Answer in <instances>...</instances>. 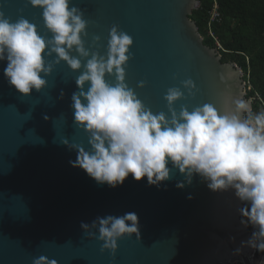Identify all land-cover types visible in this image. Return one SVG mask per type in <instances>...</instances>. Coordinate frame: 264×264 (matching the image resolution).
Wrapping results in <instances>:
<instances>
[{
  "label": "water",
  "instance_id": "water-1",
  "mask_svg": "<svg viewBox=\"0 0 264 264\" xmlns=\"http://www.w3.org/2000/svg\"><path fill=\"white\" fill-rule=\"evenodd\" d=\"M198 4L70 0L69 7L83 12L85 47L100 55L106 53L113 25L131 36L125 82L155 114L167 113V89L180 87L185 92L181 81L186 79L194 82L195 94L189 97L185 92L174 104L177 111L181 105L189 111L205 103L219 107L222 93H243L248 99L240 68L222 62L190 19ZM0 11L13 22L23 16L39 34H46L42 10L26 0H0ZM93 36L100 38L95 45ZM5 67L6 62H0V264H32L40 256L57 264H252L257 251H234L252 230L240 224L242 204L231 190L213 192L196 175L178 189L175 185L184 177L175 169L159 188L148 185L146 177L135 181L131 175L115 188L98 184L70 166L77 153L61 143L67 139L87 148V137L73 123L71 108L79 71L61 62L45 77L47 84L40 92L33 89L21 96L4 77ZM141 81L143 88L137 87ZM128 212L138 216L140 240L118 239L114 254L101 252L102 242L89 239L80 228L81 222L91 223L97 216ZM263 257L259 253V259Z\"/></svg>",
  "mask_w": 264,
  "mask_h": 264
},
{
  "label": "clouds",
  "instance_id": "clouds-1",
  "mask_svg": "<svg viewBox=\"0 0 264 264\" xmlns=\"http://www.w3.org/2000/svg\"><path fill=\"white\" fill-rule=\"evenodd\" d=\"M26 3L42 10L46 34H39L36 25L23 16L13 22L0 11V62H6L3 75L16 92L29 96L33 89L40 92L46 86L45 77L55 65L64 62L70 70L79 71L71 108L73 123L87 137V148L61 141L77 153L70 166L111 188L122 185L129 175L135 181L146 177L148 185L159 188L175 169L184 177L177 181L178 189L191 184L196 175L213 192L231 190L242 204L240 224L252 228L249 238L234 251L249 248L264 253V108L254 111L243 93H222L219 107L205 103L189 111L181 105L177 111L174 104L185 98V92L189 97L195 94L194 82L186 79L181 81L185 92L180 87L167 89L163 97L167 113L154 114L125 82L131 36L113 25L106 53L100 55L91 46L85 47L82 36L87 35V21L81 9L69 7L70 0ZM99 39L93 36L92 44ZM106 76L114 79L109 81ZM144 86L143 81L137 84ZM63 96L61 91L60 98ZM80 228L89 239L102 242L101 252L114 254L117 240L124 236L140 240L135 212L97 216L91 223L81 222ZM32 264L57 261L40 256Z\"/></svg>",
  "mask_w": 264,
  "mask_h": 264
},
{
  "label": "trees",
  "instance_id": "trees-1",
  "mask_svg": "<svg viewBox=\"0 0 264 264\" xmlns=\"http://www.w3.org/2000/svg\"><path fill=\"white\" fill-rule=\"evenodd\" d=\"M198 2L190 19L203 43L216 49L222 62L240 68L245 96L252 98V107L258 111L264 104V0H216L220 19L211 23V31L217 43L207 33L214 0Z\"/></svg>",
  "mask_w": 264,
  "mask_h": 264
},
{
  "label": "built area",
  "instance_id": "built-area-1",
  "mask_svg": "<svg viewBox=\"0 0 264 264\" xmlns=\"http://www.w3.org/2000/svg\"><path fill=\"white\" fill-rule=\"evenodd\" d=\"M218 6H217V3H216V0H214L213 2V7L210 11V16H209V21L207 22V33L216 41V38L214 37L212 31H211V23L215 20H219L220 19V15H219V12L217 10ZM217 43V41H216ZM219 46V45H218ZM220 47V46H219ZM249 88V87H248ZM261 108H264V104L261 105L260 109ZM259 109V110H260ZM230 264H235V262H232Z\"/></svg>",
  "mask_w": 264,
  "mask_h": 264
},
{
  "label": "crops",
  "instance_id": "crops-1",
  "mask_svg": "<svg viewBox=\"0 0 264 264\" xmlns=\"http://www.w3.org/2000/svg\"><path fill=\"white\" fill-rule=\"evenodd\" d=\"M254 258H255V256H253V258H252V260H253L252 263L254 262V264H255L256 262L254 261V260H255ZM263 261H264V257H263L262 259H258V260H257V263H259V262H263ZM257 263H256V264H257Z\"/></svg>",
  "mask_w": 264,
  "mask_h": 264
},
{
  "label": "rangeland",
  "instance_id": "rangeland-1",
  "mask_svg": "<svg viewBox=\"0 0 264 264\" xmlns=\"http://www.w3.org/2000/svg\"><path fill=\"white\" fill-rule=\"evenodd\" d=\"M246 91V90H245ZM251 101H252V98H249ZM249 228V227H248ZM255 260V262L257 263V260L259 259V254H255V258H254ZM252 261V260H251ZM255 263V264H256ZM254 264V263H253ZM258 264V263H257Z\"/></svg>",
  "mask_w": 264,
  "mask_h": 264
},
{
  "label": "bare ground",
  "instance_id": "bare-ground-1",
  "mask_svg": "<svg viewBox=\"0 0 264 264\" xmlns=\"http://www.w3.org/2000/svg\"><path fill=\"white\" fill-rule=\"evenodd\" d=\"M252 261H253V260H252ZM253 263H254V262H253ZM253 263H252V264H253ZM258 264H264V261H263V262H259Z\"/></svg>",
  "mask_w": 264,
  "mask_h": 264
},
{
  "label": "flooded vegetation",
  "instance_id": "flooded-vegetation-1",
  "mask_svg": "<svg viewBox=\"0 0 264 264\" xmlns=\"http://www.w3.org/2000/svg\"><path fill=\"white\" fill-rule=\"evenodd\" d=\"M249 229H250V230H252V228H251V227H249ZM256 254H259V252H256ZM263 254H264V253H263Z\"/></svg>",
  "mask_w": 264,
  "mask_h": 264
}]
</instances>
